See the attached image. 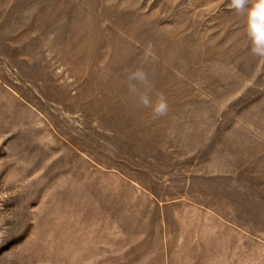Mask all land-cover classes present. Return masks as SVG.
Instances as JSON below:
<instances>
[{
	"label": "rangeland",
	"instance_id": "1",
	"mask_svg": "<svg viewBox=\"0 0 264 264\" xmlns=\"http://www.w3.org/2000/svg\"><path fill=\"white\" fill-rule=\"evenodd\" d=\"M0 264H264V60L230 0H0Z\"/></svg>",
	"mask_w": 264,
	"mask_h": 264
},
{
	"label": "clouds",
	"instance_id": "2",
	"mask_svg": "<svg viewBox=\"0 0 264 264\" xmlns=\"http://www.w3.org/2000/svg\"><path fill=\"white\" fill-rule=\"evenodd\" d=\"M230 7L244 16L245 32L250 43V52L254 57L264 60V0H230ZM135 75L142 81L147 80V74L137 70ZM148 106V100L143 101ZM166 97L161 93L152 107L154 117L165 116L168 113Z\"/></svg>",
	"mask_w": 264,
	"mask_h": 264
}]
</instances>
